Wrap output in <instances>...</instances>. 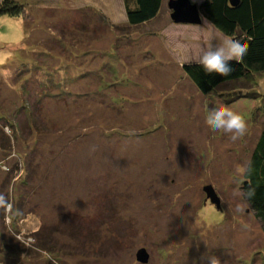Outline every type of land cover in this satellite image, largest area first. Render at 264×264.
Wrapping results in <instances>:
<instances>
[{
	"label": "rangeland",
	"instance_id": "obj_1",
	"mask_svg": "<svg viewBox=\"0 0 264 264\" xmlns=\"http://www.w3.org/2000/svg\"><path fill=\"white\" fill-rule=\"evenodd\" d=\"M10 1L22 11L0 15V162L11 164L0 174L13 206L17 185L36 205L22 230L48 233L60 264H139L141 248L147 264H264V227L236 170L264 125V75L199 93L181 67L224 35L206 20L173 24L168 0L137 27L121 0ZM217 100L245 116L242 139L205 124ZM14 249L13 264L44 263Z\"/></svg>",
	"mask_w": 264,
	"mask_h": 264
},
{
	"label": "trees",
	"instance_id": "obj_2",
	"mask_svg": "<svg viewBox=\"0 0 264 264\" xmlns=\"http://www.w3.org/2000/svg\"><path fill=\"white\" fill-rule=\"evenodd\" d=\"M231 1L204 0L200 5V13L204 20L224 36L246 34V37H250L251 39L247 40L249 44L248 52L240 62H230L232 72L228 76H220L216 73L207 74L203 67L197 63L183 65L181 69L185 76L197 91L204 95L217 91L225 85L240 80L249 81L254 76L264 75V0H237L236 6H233ZM163 2L164 0H122L128 24L137 27L154 20L158 16ZM21 11L22 7L13 1L4 0L0 4V15L17 16ZM243 97L246 96L239 95L236 99ZM33 110L36 111L35 109ZM32 115L35 117V114ZM24 122H26V119ZM26 126L28 127V125ZM32 126L38 132L43 129L42 127H37L38 125L35 124V121H33ZM5 128H8L11 133L9 126L6 125ZM28 128L31 129L30 127ZM13 129L16 132L14 133L15 137L19 130L18 128ZM8 162L7 166L5 165L4 167L2 164L4 162L1 161L0 170L9 172L11 164L10 162L8 164ZM249 164L252 172L251 175H242L241 188L248 206L264 227V125L245 167ZM4 175L7 176V174ZM10 183L6 187L5 201L0 211L2 220V224L0 222V264H13L15 257L17 258L13 253V249L15 248L14 251L16 252L18 247L31 253L41 254L40 256L44 261L41 264H60L58 258L49 254V251L46 252L47 250L54 251V245H56L54 240L51 241L49 239L48 233L42 237L41 234H30L22 230L24 225L22 222L26 218V214H32L36 209V205L26 206L22 200L21 194L23 191H19L16 194L17 199L19 198L16 209V206H13V203L8 199L10 198L8 192L13 190V185ZM250 187L255 189V195L248 199L246 192ZM7 206H9V211L4 217L3 212L7 211ZM10 211L11 214L9 215ZM25 211H27L26 214H24ZM18 237H22L24 240L31 238L32 242L26 244L25 241L18 240ZM51 242L54 245H51ZM13 245H15L14 248ZM39 246L43 248L40 249Z\"/></svg>",
	"mask_w": 264,
	"mask_h": 264
},
{
	"label": "clouds",
	"instance_id": "obj_3",
	"mask_svg": "<svg viewBox=\"0 0 264 264\" xmlns=\"http://www.w3.org/2000/svg\"><path fill=\"white\" fill-rule=\"evenodd\" d=\"M250 39L246 37V34H241L240 36L225 35L215 40V43L210 41L201 48L194 62L202 66L207 74L216 73L220 76H228L232 72L230 62L238 63L243 59L249 48L247 40ZM204 120L210 130L229 135L233 142L242 139L248 132V122L245 116L219 100L216 106L208 109ZM236 170L240 175H251L252 172L250 164L247 167L237 165ZM254 195L255 189L250 187L246 196L251 199ZM236 211L242 213L244 209L237 206ZM201 259H207L208 264H220V260L214 255H207Z\"/></svg>",
	"mask_w": 264,
	"mask_h": 264
},
{
	"label": "water",
	"instance_id": "obj_4",
	"mask_svg": "<svg viewBox=\"0 0 264 264\" xmlns=\"http://www.w3.org/2000/svg\"><path fill=\"white\" fill-rule=\"evenodd\" d=\"M233 6L237 5V0H232ZM201 4H193L190 0H168V9L170 13V20L175 25H201L204 20L200 13ZM206 195V200L214 205L218 210H221L220 200L211 186L203 188ZM135 260L139 264H147L149 261V254L144 248L137 250Z\"/></svg>",
	"mask_w": 264,
	"mask_h": 264
},
{
	"label": "crops",
	"instance_id": "obj_5",
	"mask_svg": "<svg viewBox=\"0 0 264 264\" xmlns=\"http://www.w3.org/2000/svg\"><path fill=\"white\" fill-rule=\"evenodd\" d=\"M121 2H122V0H121ZM123 9H124V7H123ZM41 176H43V175H41ZM31 180L38 183L36 180V176H33V174L31 175ZM8 182H9V177L6 175L0 174V198H2V200H0V211L3 207V202L5 201V194L7 192L6 187L8 186ZM14 190H15V193L17 194L19 191L24 190V187L21 185H17L16 188H14ZM18 200H19V198L16 200L15 206L17 205ZM16 209H17V206H16ZM0 216H1V214H0Z\"/></svg>",
	"mask_w": 264,
	"mask_h": 264
},
{
	"label": "built area",
	"instance_id": "obj_6",
	"mask_svg": "<svg viewBox=\"0 0 264 264\" xmlns=\"http://www.w3.org/2000/svg\"><path fill=\"white\" fill-rule=\"evenodd\" d=\"M7 211H9V206H7ZM18 240L25 241L26 244L32 242L31 238H26V240H24L22 237H18Z\"/></svg>",
	"mask_w": 264,
	"mask_h": 264
}]
</instances>
